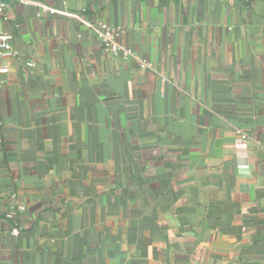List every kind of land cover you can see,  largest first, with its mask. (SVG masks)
<instances>
[{"label":"crops","instance_id":"0c3cea01","mask_svg":"<svg viewBox=\"0 0 264 264\" xmlns=\"http://www.w3.org/2000/svg\"><path fill=\"white\" fill-rule=\"evenodd\" d=\"M6 3L0 264H264V0Z\"/></svg>","mask_w":264,"mask_h":264},{"label":"built area","instance_id":"2783aa9c","mask_svg":"<svg viewBox=\"0 0 264 264\" xmlns=\"http://www.w3.org/2000/svg\"><path fill=\"white\" fill-rule=\"evenodd\" d=\"M15 1L21 5L32 3V0ZM6 5V0H0V54L4 52H11L12 54H16V52L13 50L12 45L13 36L3 27V17ZM95 28L96 40L105 53L113 56H118L123 59H127L131 55V51L126 47H122L119 43V37L122 32L120 27L111 26L104 21H98ZM26 64L31 66L33 65V61H27ZM0 72H6V68H1ZM6 216L13 222L11 228L9 229V233L15 236L18 235L20 232V226L16 221L14 214L8 212Z\"/></svg>","mask_w":264,"mask_h":264},{"label":"trees","instance_id":"16d2710c","mask_svg":"<svg viewBox=\"0 0 264 264\" xmlns=\"http://www.w3.org/2000/svg\"><path fill=\"white\" fill-rule=\"evenodd\" d=\"M9 221H10V226H9V229H10L11 226H12V224H13V222H12V220H10V219H9Z\"/></svg>","mask_w":264,"mask_h":264}]
</instances>
